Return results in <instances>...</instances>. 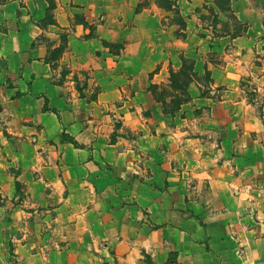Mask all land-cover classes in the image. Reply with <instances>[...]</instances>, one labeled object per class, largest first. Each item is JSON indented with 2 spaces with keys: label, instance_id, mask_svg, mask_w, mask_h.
Returning a JSON list of instances; mask_svg holds the SVG:
<instances>
[{
  "label": "crops",
  "instance_id": "1",
  "mask_svg": "<svg viewBox=\"0 0 264 264\" xmlns=\"http://www.w3.org/2000/svg\"><path fill=\"white\" fill-rule=\"evenodd\" d=\"M240 1L241 36L197 15L181 39L155 0H55L46 28L47 0L0 2V264H264V13Z\"/></svg>",
  "mask_w": 264,
  "mask_h": 264
},
{
  "label": "rangeland",
  "instance_id": "2",
  "mask_svg": "<svg viewBox=\"0 0 264 264\" xmlns=\"http://www.w3.org/2000/svg\"><path fill=\"white\" fill-rule=\"evenodd\" d=\"M6 1L9 0H0V2ZM228 1L230 0H219L217 4L218 6L225 9H231L229 5L230 2ZM47 2L48 5L50 4L55 6V0H47ZM240 2V0H235L234 6L240 7L241 5H243ZM249 2H252L253 5L256 6V8H261L264 13V0H249ZM155 3L165 11L162 19L163 27L167 28L166 30H169L173 34V37L176 39H181L184 36V33L182 31L185 28V19H192V16L197 17V15H200L198 19L202 28L201 30H199L197 35L202 36L203 38H206V36H204V33H208L210 36L211 33L213 34V36H219L220 34L231 30L232 32L234 31V33H236L240 29V27L242 29L246 26L245 24L239 25L235 20V9L224 14L219 13V11L214 8V6H216L215 0H200V8H194L193 5L195 4V2H193L192 0H155ZM205 3H208V5L205 6ZM38 23L43 28H46L48 24L54 23L52 10L47 9L46 17L43 20H39ZM198 29H200V27ZM194 31H196V29ZM190 66L191 64L188 67ZM187 75V77L178 78V80H176L174 84L176 86L179 85L180 87H184L185 85H189L192 82L193 78H196L195 76L190 74V72H188ZM168 94H170L169 90H164L160 96L161 98H169L171 95ZM178 99H183V97L181 95L177 96L176 100L174 98H170V101H172L170 104L171 107L174 108L175 104H177Z\"/></svg>",
  "mask_w": 264,
  "mask_h": 264
},
{
  "label": "trees",
  "instance_id": "3",
  "mask_svg": "<svg viewBox=\"0 0 264 264\" xmlns=\"http://www.w3.org/2000/svg\"><path fill=\"white\" fill-rule=\"evenodd\" d=\"M219 0H216L215 1V5L218 7V9L219 10H221V11H223V12H231L232 11V9H225V8H223V7H220V6H218V4H217V2H218ZM228 2H230V1H228ZM230 5V4H229ZM55 6H53V5H50L49 4V8L48 9H53ZM231 8V7H230ZM235 20L237 21V23L239 24V25H242L240 22H239V20L235 17ZM51 24H53V23H51ZM184 26H185V24H184ZM244 26V25H243ZM247 30V28H246V26H245V28H242L241 29V27H240V29L236 32V34L235 35H233L232 37L234 38V37H237V36H241L245 31ZM105 46H108V44H106L105 43ZM59 52L61 51V50H58ZM187 62H190V61H188V60H184V69L182 70V71H180V72H178V73H175V72H171V78H172V82H173V86L175 87V88H177V89H179V90H184L185 91V86H187V85H185L184 87H180L179 85H177V86H179V87H177L175 84H174V82H176V80H178V78H184V77H187L188 75H187V73L190 71V74H192V72H193V68H192V66H190V67H188V64H187ZM189 70V71H188ZM182 100H184V99H179V100H177V104H176V109L175 110H179V108H180V104L183 102ZM175 110H173V112H175ZM165 111H166V109H165ZM173 112H171L172 114H173ZM62 142L63 143H71L75 148H83V146H81V145H79L74 139H72L71 137H69L68 135H66V134H64L63 133V135H62Z\"/></svg>",
  "mask_w": 264,
  "mask_h": 264
}]
</instances>
